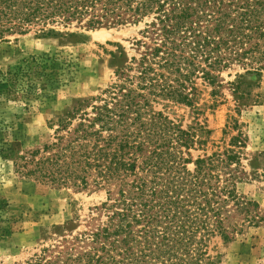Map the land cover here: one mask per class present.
Wrapping results in <instances>:
<instances>
[{
    "label": "trees",
    "instance_id": "16d2710c",
    "mask_svg": "<svg viewBox=\"0 0 264 264\" xmlns=\"http://www.w3.org/2000/svg\"><path fill=\"white\" fill-rule=\"evenodd\" d=\"M127 24H142L137 55L98 95L51 120V141L16 163L22 176L93 186L105 199L83 228L65 230L25 264H221L213 239L229 243L264 223L258 202L238 189L252 180L241 132L222 149L192 154L211 133L198 81L216 101L223 71L264 73V0H0V39ZM176 106L191 110L190 124Z\"/></svg>",
    "mask_w": 264,
    "mask_h": 264
},
{
    "label": "rangeland",
    "instance_id": "374dc122",
    "mask_svg": "<svg viewBox=\"0 0 264 264\" xmlns=\"http://www.w3.org/2000/svg\"><path fill=\"white\" fill-rule=\"evenodd\" d=\"M141 28L142 24L75 25L70 28L75 36L31 30L0 39V264H25L65 230L83 228L90 208L104 201L103 189L40 183L19 174L16 163L24 151L51 141V120L77 101L98 95L114 80L115 71L137 55L134 41ZM97 32L113 37L97 38ZM241 72L237 67L222 72L216 101L209 95L211 87L198 81L211 133L206 145L192 154L222 149L241 132L242 165L252 180L238 189L264 213V73L238 77ZM236 85L240 87L235 92ZM172 112L184 126L193 118L187 107L176 106ZM230 116L238 119L237 128L229 126ZM211 245L221 253V264H264V223L245 226L229 243L216 238Z\"/></svg>",
    "mask_w": 264,
    "mask_h": 264
},
{
    "label": "bare ground",
    "instance_id": "6f19581e",
    "mask_svg": "<svg viewBox=\"0 0 264 264\" xmlns=\"http://www.w3.org/2000/svg\"><path fill=\"white\" fill-rule=\"evenodd\" d=\"M93 36L97 37V38H107V37H113V35H111L110 33H96Z\"/></svg>",
    "mask_w": 264,
    "mask_h": 264
}]
</instances>
